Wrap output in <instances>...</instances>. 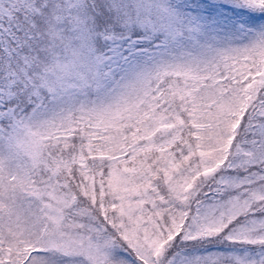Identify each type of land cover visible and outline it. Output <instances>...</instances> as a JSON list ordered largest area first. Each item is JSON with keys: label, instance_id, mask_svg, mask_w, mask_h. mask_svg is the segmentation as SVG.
<instances>
[{"label": "snow or ice", "instance_id": "obj_1", "mask_svg": "<svg viewBox=\"0 0 264 264\" xmlns=\"http://www.w3.org/2000/svg\"><path fill=\"white\" fill-rule=\"evenodd\" d=\"M0 264H264V0H0Z\"/></svg>", "mask_w": 264, "mask_h": 264}]
</instances>
